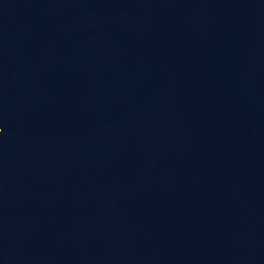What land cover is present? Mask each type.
<instances>
[{"label":"water","instance_id":"water-1","mask_svg":"<svg viewBox=\"0 0 264 264\" xmlns=\"http://www.w3.org/2000/svg\"><path fill=\"white\" fill-rule=\"evenodd\" d=\"M0 264H264V0H0Z\"/></svg>","mask_w":264,"mask_h":264}]
</instances>
